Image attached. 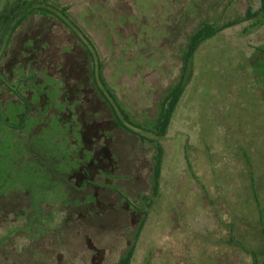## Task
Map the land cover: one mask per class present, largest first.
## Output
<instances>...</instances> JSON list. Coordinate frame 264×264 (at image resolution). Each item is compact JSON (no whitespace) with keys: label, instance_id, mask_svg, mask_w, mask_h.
Segmentation results:
<instances>
[{"label":"rangeland","instance_id":"obj_1","mask_svg":"<svg viewBox=\"0 0 264 264\" xmlns=\"http://www.w3.org/2000/svg\"><path fill=\"white\" fill-rule=\"evenodd\" d=\"M55 1L0 60V264L263 262L264 0Z\"/></svg>","mask_w":264,"mask_h":264},{"label":"trees","instance_id":"obj_2","mask_svg":"<svg viewBox=\"0 0 264 264\" xmlns=\"http://www.w3.org/2000/svg\"><path fill=\"white\" fill-rule=\"evenodd\" d=\"M34 14H40L44 16H52L60 20L62 23L69 26L72 24L70 22L69 14H67V8H60V6L56 3L55 0H0V60L4 51H6L9 42L15 33V31L24 23L26 19ZM251 17V16H250ZM249 19V18H248ZM240 23V21H233L225 26L228 27L230 25H235ZM223 27H218L209 25L208 23H204L200 30L189 39L188 44L186 46L185 52L182 56L183 64H182V76L179 82L171 89L170 93L167 95L165 100L160 105V110L157 118L154 120L153 131L156 134L157 139L160 138L166 133L173 111L181 97L184 86L186 85L189 78V74H191V66L192 60L194 58V53L198 49V47L205 42L207 39L216 35L217 32L222 30ZM103 86L108 90L105 82H102ZM9 90L12 93L19 97L18 89H13L11 85H7ZM109 91V90H108ZM110 93V91H109ZM111 97L113 95L110 93ZM149 123H152L150 121ZM130 132H133L131 129ZM145 141H151L148 138H142ZM158 143V140H157ZM2 161V160H0ZM3 166V164H1ZM160 171V161L158 160V164L156 166V185L158 184V176ZM2 172V171H1ZM2 173L1 175H3ZM6 175V174H4ZM155 185L154 195L157 193V186ZM147 201V205L149 204V197L144 196L143 198ZM142 224L140 225L141 229ZM232 231H230L231 233ZM139 231L136 232V238L138 237ZM233 233V232H232ZM210 236H213L212 234ZM212 250V248H209ZM208 249V250H209ZM210 250V251H211ZM134 255V242L130 248H128L127 252L120 258L117 264H131L132 258ZM254 264H264V261L261 263Z\"/></svg>","mask_w":264,"mask_h":264}]
</instances>
